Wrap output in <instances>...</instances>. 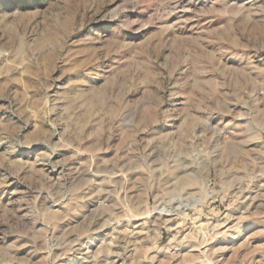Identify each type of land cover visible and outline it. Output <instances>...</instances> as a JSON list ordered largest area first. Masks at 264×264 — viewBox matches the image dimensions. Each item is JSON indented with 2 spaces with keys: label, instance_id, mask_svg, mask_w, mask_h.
<instances>
[{
  "label": "rangeland",
  "instance_id": "374dc122",
  "mask_svg": "<svg viewBox=\"0 0 264 264\" xmlns=\"http://www.w3.org/2000/svg\"><path fill=\"white\" fill-rule=\"evenodd\" d=\"M0 264H264V0H0Z\"/></svg>",
  "mask_w": 264,
  "mask_h": 264
},
{
  "label": "bare ground",
  "instance_id": "6f19581e",
  "mask_svg": "<svg viewBox=\"0 0 264 264\" xmlns=\"http://www.w3.org/2000/svg\"><path fill=\"white\" fill-rule=\"evenodd\" d=\"M232 75H233V77H232V80H231V87H232L233 91H236L238 88H240V86L237 85L239 83L238 79L240 78V80H241L240 82H244L245 83L246 76H245V74L237 73L236 71H233ZM235 85H237V86L235 87Z\"/></svg>",
  "mask_w": 264,
  "mask_h": 264
}]
</instances>
